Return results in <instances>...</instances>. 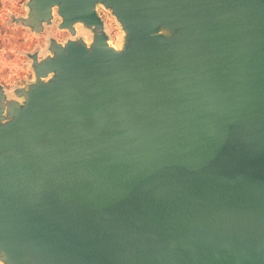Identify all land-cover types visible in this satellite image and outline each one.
I'll list each match as a JSON object with an SVG mask.
<instances>
[{
  "label": "water",
  "instance_id": "obj_1",
  "mask_svg": "<svg viewBox=\"0 0 264 264\" xmlns=\"http://www.w3.org/2000/svg\"><path fill=\"white\" fill-rule=\"evenodd\" d=\"M26 7L73 38L0 84V263L264 264V0Z\"/></svg>",
  "mask_w": 264,
  "mask_h": 264
},
{
  "label": "rangeland",
  "instance_id": "obj_2",
  "mask_svg": "<svg viewBox=\"0 0 264 264\" xmlns=\"http://www.w3.org/2000/svg\"><path fill=\"white\" fill-rule=\"evenodd\" d=\"M26 2L27 0H0V84L7 96L14 99H17L14 89L25 87L34 78L28 54L37 52L40 58L44 57L49 53L47 47L51 38L61 43L73 38L67 30L58 28L60 18L55 11L52 24L46 25L39 33L14 22L15 17L26 15ZM98 13L109 34V43L118 46L122 37L119 24L109 11L100 7ZM76 30L77 35L89 40L87 30L80 25Z\"/></svg>",
  "mask_w": 264,
  "mask_h": 264
}]
</instances>
